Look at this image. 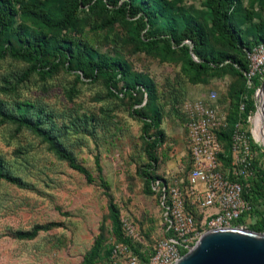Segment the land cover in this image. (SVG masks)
<instances>
[{"label":"trees","instance_id":"trees-1","mask_svg":"<svg viewBox=\"0 0 264 264\" xmlns=\"http://www.w3.org/2000/svg\"><path fill=\"white\" fill-rule=\"evenodd\" d=\"M116 25L121 29L116 31ZM89 30H107V36L113 32L115 46L124 45L126 49L178 65L192 83L229 74L233 79L228 87L231 107L226 126L217 130L224 149L218 157L224 159V154H229L235 124L245 123L247 116L255 112L252 95L261 80L255 76L253 87H248L244 73L248 69L246 51L264 44V0H199V5L189 0H0V59L11 58L23 65L1 78V91L8 93L33 75L47 81L60 71L73 74L75 83H102L106 95L125 103L129 114L141 122L140 138L146 160L137 167V173L143 181V191L159 197L153 185L157 179L165 181L157 174V151L165 142V133L161 128L163 110L157 84L149 74L135 71L117 49L109 52L94 46L87 38ZM71 91H75L74 86ZM58 116L40 100L9 101L0 97V125L11 123L18 130H29L59 159L81 173L87 183L100 186L107 198L115 242L128 245L148 261L153 250L140 252L125 232L120 208L98 158L94 177L64 144L70 133L92 134L96 128L95 114L82 112L67 121L58 120ZM246 134L250 136L249 131ZM251 147L260 149L259 145ZM252 167L253 173L240 179L242 195L251 207L233 225L242 226L244 217L249 216L252 221L244 228L264 232V166L253 157ZM0 179L25 185L2 156ZM195 209L187 205L199 223L201 214H196ZM60 225L58 221L35 223L28 229L15 230L13 235L31 240ZM107 239L108 229L103 220L79 264L111 258L114 244Z\"/></svg>","mask_w":264,"mask_h":264},{"label":"rangeland","instance_id":"rangeland-1","mask_svg":"<svg viewBox=\"0 0 264 264\" xmlns=\"http://www.w3.org/2000/svg\"><path fill=\"white\" fill-rule=\"evenodd\" d=\"M189 1L199 5V0ZM120 29L115 26L116 31ZM106 32L89 30L87 38L98 48L109 52L117 49L135 71L147 73L155 80L163 110L161 128L165 133V142L157 151V174L165 183L176 179L183 185L190 167L186 120L194 111V104L201 102L212 107L217 118L226 124L231 107L228 87L232 77L217 74L207 81L192 83L178 65L126 49L124 45L115 46L113 32L108 36ZM21 67L19 61L0 59V88L1 78ZM259 79L262 83L264 76ZM72 86L75 91H71ZM247 86L253 87V83ZM257 88L252 95L255 112L245 123H240L249 131L250 145L260 146V149L252 148V152L264 166V115L260 114L264 94L256 93ZM0 97L9 101L40 100L59 113L60 121L82 112L95 114L96 128L92 134L70 133L64 138V144L94 177L97 176L95 160L98 158L120 208L122 221L126 223L125 232L133 234V242L140 252H152L156 242L165 236L163 211L158 195L143 191V181L137 173V167L146 160L140 138L141 122L129 114L127 105L108 97L102 83H75L73 74L64 71L47 81L30 76L8 93L0 89ZM0 156L25 182L20 186L0 179V264H79L103 220L108 229L107 242L117 243L111 233L103 189L96 183H87L81 173L59 159L29 130H18L11 123L0 125ZM195 211L196 214L200 212ZM244 220L240 227L244 228L252 218L246 216ZM48 221H58L61 225L31 240L13 235L17 229H28L35 223ZM95 264L126 263L122 258L114 262L102 257Z\"/></svg>","mask_w":264,"mask_h":264},{"label":"built area","instance_id":"built-area-1","mask_svg":"<svg viewBox=\"0 0 264 264\" xmlns=\"http://www.w3.org/2000/svg\"><path fill=\"white\" fill-rule=\"evenodd\" d=\"M246 57L248 69L244 74L250 85L255 76H264V44H256L246 51ZM193 109L185 123L190 167L184 186L176 179L172 183L157 179L153 185L159 193L165 232L171 234L156 242L148 261L142 260L128 245L116 243L111 255L114 262L122 258L126 264H172L203 232L235 226V221L250 210L249 201L242 195L240 181L253 173L254 155L246 131L240 122L235 124L229 154L220 159L218 155L224 153V149L217 130L226 124L217 118L210 106L196 102ZM247 117L249 119L250 115ZM187 205L200 211L199 223L187 210Z\"/></svg>","mask_w":264,"mask_h":264},{"label":"water","instance_id":"water-1","mask_svg":"<svg viewBox=\"0 0 264 264\" xmlns=\"http://www.w3.org/2000/svg\"><path fill=\"white\" fill-rule=\"evenodd\" d=\"M258 91L264 94V81ZM172 264H264V232L238 226L209 229Z\"/></svg>","mask_w":264,"mask_h":264},{"label":"bare ground","instance_id":"bare-ground-1","mask_svg":"<svg viewBox=\"0 0 264 264\" xmlns=\"http://www.w3.org/2000/svg\"><path fill=\"white\" fill-rule=\"evenodd\" d=\"M260 110H261V112H260V114L262 113V108H260ZM263 120H264V118H263ZM261 128H262V126H261Z\"/></svg>","mask_w":264,"mask_h":264}]
</instances>
